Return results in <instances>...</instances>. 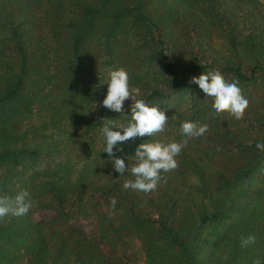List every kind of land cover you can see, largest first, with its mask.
Segmentation results:
<instances>
[{
  "label": "trees",
  "instance_id": "1",
  "mask_svg": "<svg viewBox=\"0 0 264 264\" xmlns=\"http://www.w3.org/2000/svg\"><path fill=\"white\" fill-rule=\"evenodd\" d=\"M108 66L127 69L134 100L168 116L163 132L115 155L146 139H184L183 120L209 126L187 139L155 191L124 189L130 173L119 176L101 150V118L124 120L98 103ZM209 69L238 82L248 100L239 120L213 112L188 83ZM258 139L264 0H0V196L24 189L33 202L0 217V264H264ZM38 211L63 226L47 231ZM80 215L91 234L68 221ZM247 234L256 242L242 248Z\"/></svg>",
  "mask_w": 264,
  "mask_h": 264
},
{
  "label": "clouds",
  "instance_id": "2",
  "mask_svg": "<svg viewBox=\"0 0 264 264\" xmlns=\"http://www.w3.org/2000/svg\"><path fill=\"white\" fill-rule=\"evenodd\" d=\"M188 83H194L203 93V98H209L212 111L219 114L227 112L234 119L239 120L247 108L248 100L241 94L238 82L233 79L226 80L219 71L209 69L198 76L189 78ZM106 85V91L99 106L112 112L120 113L124 120L117 123L111 118H101L100 127L102 142L101 150L107 154L112 169L123 176L130 173L131 178L125 179L122 187L137 192L149 193L155 191L162 181L163 173L170 172L177 167L176 157L187 144L188 138H200L209 131L206 123L192 120L180 122L179 130L184 139H152L138 143L132 154L123 153L125 141L136 137H151L154 133L163 132L168 119L165 108L151 104L143 98L131 100L129 72L124 67L108 66L105 70V79L100 82ZM131 103L125 106L126 100ZM94 101V107L96 106ZM91 109V110H92ZM255 147L264 151V140H257ZM27 190H20L15 196H0V217L9 214L22 216L32 206ZM110 207H115V198H110ZM256 242L254 234H247L240 238L242 248L249 247ZM253 264H258L254 261Z\"/></svg>",
  "mask_w": 264,
  "mask_h": 264
},
{
  "label": "rangeland",
  "instance_id": "3",
  "mask_svg": "<svg viewBox=\"0 0 264 264\" xmlns=\"http://www.w3.org/2000/svg\"><path fill=\"white\" fill-rule=\"evenodd\" d=\"M131 92V100L134 101L135 95L137 94V92L135 90H130ZM253 93L255 94V89H253ZM177 98L175 96H171L170 99V104L176 100ZM131 100H126L125 101V106L127 107L128 104L131 103ZM34 221H41L44 224V228L47 231H50L52 229H58L61 228V226H63V224H61L60 222L56 221L52 215L51 212L49 211H38L34 213L33 216ZM70 223H76L78 224L87 234H91L92 233V223L90 219L84 218L80 215V217L78 218H74L72 217L70 220H68ZM137 256V258L140 260L142 259V253L141 250L139 248L138 243L134 242L132 249H131ZM17 264H32L29 260V258L26 256H23L21 258H19L17 260ZM120 264V263H118ZM121 264H128L126 262L121 263Z\"/></svg>",
  "mask_w": 264,
  "mask_h": 264
}]
</instances>
